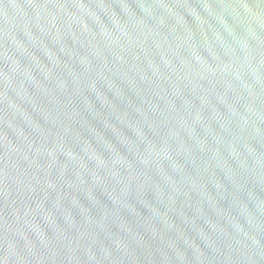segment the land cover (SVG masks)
Listing matches in <instances>:
<instances>
[{"label": "water", "instance_id": "water-1", "mask_svg": "<svg viewBox=\"0 0 264 264\" xmlns=\"http://www.w3.org/2000/svg\"><path fill=\"white\" fill-rule=\"evenodd\" d=\"M0 264H264V0H0Z\"/></svg>", "mask_w": 264, "mask_h": 264}]
</instances>
